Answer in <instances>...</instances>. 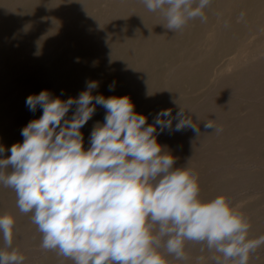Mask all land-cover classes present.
I'll use <instances>...</instances> for the list:
<instances>
[{"label": "rangeland", "instance_id": "374dc122", "mask_svg": "<svg viewBox=\"0 0 264 264\" xmlns=\"http://www.w3.org/2000/svg\"><path fill=\"white\" fill-rule=\"evenodd\" d=\"M123 1L0 0V13L8 12L0 15V145L6 149L0 158L23 142L22 128L42 115V109L26 107L29 95L48 90L66 100L84 91L86 81H97L94 96H129L148 124L162 109L173 116L185 110L202 134L165 130L158 143L175 157V167L195 174L201 200L224 196L249 222V239L264 235V0H211L206 22L191 20L175 33L140 0ZM105 114L97 105L81 129L85 149ZM209 120L219 132H204ZM4 214L15 218L12 249L25 257L24 264H74L41 248L32 214L20 213L15 192L0 185ZM159 251L168 264H214L219 255L192 241L185 242L186 261ZM248 264H264V245Z\"/></svg>", "mask_w": 264, "mask_h": 264}, {"label": "clouds", "instance_id": "9594fccd", "mask_svg": "<svg viewBox=\"0 0 264 264\" xmlns=\"http://www.w3.org/2000/svg\"><path fill=\"white\" fill-rule=\"evenodd\" d=\"M140 2L175 33L191 20L206 22L211 0ZM98 86L86 81L84 91L66 100L48 90L29 95L26 107L42 109V115L22 128L23 142L0 158V185L15 192L20 213L32 214L41 248L74 264H168L159 249L186 261L185 242L192 241L219 254L214 264H248L264 235L249 239V222L224 196L201 200L195 174L175 167V157L157 141L165 130L191 129L198 137L200 127L181 108L175 116L162 109L148 124L129 96H94ZM108 87L113 91L115 81ZM97 105L105 110L104 122L94 124L85 149L81 129ZM203 127L220 131L211 120ZM5 151L0 145V157ZM14 228V216L0 215V264H24L12 249Z\"/></svg>", "mask_w": 264, "mask_h": 264}, {"label": "bare ground", "instance_id": "6f19581e", "mask_svg": "<svg viewBox=\"0 0 264 264\" xmlns=\"http://www.w3.org/2000/svg\"><path fill=\"white\" fill-rule=\"evenodd\" d=\"M12 2L14 1V0H11ZM17 1H19V0H17ZM21 1V0H20ZM23 1V0H22ZM26 1V0H25ZM123 1V0H122ZM128 2L130 1V0H127ZM16 2V1H15ZM83 2V1H82ZM124 2V1H123ZM122 2V3H123ZM126 2V1H125ZM134 2V1H133ZM260 2V1H259ZM259 2L257 3V5L259 4ZM11 3V2H10ZM84 3V2H83ZM118 3H120V2H118ZM130 3V2H129ZM18 4V3H17ZM73 4V3H72ZM126 5H128L127 3H125ZM13 6L12 7H14V5L15 4H12ZM21 5H22V3H21ZM82 5V4H81ZM11 6V5H10ZM26 6V5H25ZM70 6H71V4H70ZM8 7V6H7ZM11 7V8H12ZM64 7V6H63ZM121 7V5L118 7V5H117V7H116V10H117V8H120ZM138 7H139V4H138ZM69 8H72V7H69ZM76 8H80V6L79 7H77L76 6ZM122 8H123V6H122ZM131 8V7H130ZM141 8V7H140ZM6 9V8H5ZM74 9H75V7L73 8V11H74ZM12 10V9H11ZM11 10L9 11V12H11ZM122 10V9H121ZM120 10V12L122 13V11ZM144 10H147L146 8H144ZM143 10V11H144ZM15 11V10H14ZM117 11H119V10H117ZM116 11V12H117ZM75 12V11H74ZM131 12V11H130ZM1 13H3V15H5V14H7L8 12H6V13H4V12H1ZM1 13H0V15H1ZM112 13H114V12H112ZM68 14H70V13H68ZM119 14V13H118ZM143 14V12L141 13V15ZM156 14H157V12H156ZM156 14H155V17L157 18V16H156ZM67 15V14H66ZM121 15V14H120ZM126 15H128V14H126ZM158 15V14H157ZM110 16V15H109ZM112 16H113V14H112ZM29 17V16H28ZM154 17V18H155ZM112 18V17H111ZM119 18V17H118ZM128 18V17H127ZM109 19V18H108ZM117 20V19H116ZM119 21V20H118ZM157 21V20H156ZM257 22V21H256ZM106 23V22H105ZM109 23V22H108ZM114 23V22H113ZM116 23H117V21H116ZM119 23V22H118ZM117 23V24H118ZM157 23V22H156ZM162 24V23H161ZM257 24V23H256ZM107 26V25H106ZM117 26V25H116ZM115 27V26H114ZM104 28H106V27H104ZM107 29V28H106ZM158 29H160V28H158ZM111 30H112V28H111ZM114 30V29H113ZM113 30H112V32H113ZM162 30H164V29H162ZM161 30V31H162ZM9 31V30H8ZM103 31V30H102ZM110 30H108V32H109ZM116 31V30H115ZM133 31V30H132ZM158 32V31H157ZM8 33V32H7ZM102 33V32H101ZM110 33V32H109ZM108 33V34H109ZM9 34V33H8ZM104 35H105V38L107 37L106 35H108V34H106V33H103ZM131 34V33H130ZM133 34V33H132ZM160 34V31L158 32V35ZM102 35V34H101ZM157 35V34H156ZM157 35V36H158ZM103 36V35H102ZM132 36V35H131ZM10 37V36H9ZM159 37V36H158ZM132 38V37H131ZM160 39V38H159ZM106 40V39H105ZM153 46V45H152ZM99 50V49H98ZM101 52L99 51V54H100ZM98 54V53H97ZM138 69V68H137ZM139 75V74H138ZM90 76V75H89ZM89 77H87V79H88Z\"/></svg>", "mask_w": 264, "mask_h": 264}]
</instances>
